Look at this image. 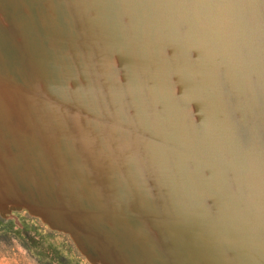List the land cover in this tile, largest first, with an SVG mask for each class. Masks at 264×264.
<instances>
[{
  "label": "rangeland",
  "instance_id": "rangeland-1",
  "mask_svg": "<svg viewBox=\"0 0 264 264\" xmlns=\"http://www.w3.org/2000/svg\"><path fill=\"white\" fill-rule=\"evenodd\" d=\"M190 1L192 4V0ZM231 1L232 15L224 20L219 37L220 40L225 38L230 42L232 39H236L240 47L236 48L231 45L233 50L225 54L218 42L209 38L211 44L207 47L210 64L202 62L195 52L198 49V44L203 42V39L200 38V27L196 24L186 25L185 8L181 5L175 6L176 32L188 36L187 40L192 41L191 47L183 48L184 44L181 43V40H172L168 34L167 29L171 26L168 16L173 13V10L163 5L165 17L163 22L162 19L160 20V30H156V27L150 25L152 23L150 19V22L148 20L143 22L145 30L143 34H140L141 37L132 34L131 30L127 37H124L129 44L130 52L136 59V64L130 67L116 50L112 48L103 50L100 41L95 44L96 41L92 39V30L89 24L91 15L88 13L91 12L84 7L86 0H72L73 17L77 19L75 25L80 33L79 37L73 33L72 22L71 26H67V33H61L67 38L65 39V51L61 55L69 57L71 63H77L78 60L75 57L72 59L70 50L71 45H79V61L82 57L84 64H81L89 70L91 77L87 76V79L93 87L96 86L95 69L92 70V67L95 66L99 73L98 87L101 85L104 93L101 95L99 88L94 89L99 104V110L96 111L89 107H83L78 100L71 98L53 97V100L51 96L47 95L46 90H42L43 88L36 82L38 80L34 72H30L36 79L32 80L33 76H30L32 85L0 76L4 79L0 80V87L9 90L20 111V120L18 114H15L16 121L10 119L11 116H7L9 113H0V163L3 164L4 159L12 157L19 149L17 140L14 138H17L18 132H36L42 145L52 155L50 159L53 171H56L55 174L60 177L62 166L54 153V142L59 137L61 130L66 132L65 128L60 127L63 119H70L72 122L78 121L80 129L83 128L82 131L84 130L85 135L87 134L86 136L90 138L87 139V145H84L93 156L91 157L92 160L94 159V165L98 171L99 177H97L100 178L97 181V183L99 182L98 187H101H99L101 190L99 192L103 197H97L98 199L92 203L84 201L82 198L84 193L79 191L78 175L71 168L70 171H65L68 178L72 180V189L70 188L66 194L70 204L66 206L64 203L61 212L67 218L71 229L61 228L48 220L45 206H30L17 188L5 186L2 179L8 177L9 173L3 166V174H0V264H216L219 262L220 264H251L250 261L252 264H258L252 254L257 250L261 251L264 257V2L259 4L257 0ZM213 3L216 4V0H213ZM184 4L189 6L188 0H185ZM48 11V15L52 16L55 10L49 6ZM1 15L3 23L11 31L15 30L12 20H7L3 13ZM59 19V17L55 18V20ZM125 22L128 23L126 19ZM43 23V21L39 22L41 27L37 30V34L42 40L52 41L53 36L59 34L60 29L58 26L55 28L52 24L42 25ZM82 29H85L86 32H83ZM158 31L161 34H158ZM77 48L76 50L79 51ZM194 53L197 59L194 57ZM87 54H92L91 61H89V56L87 59ZM61 55L51 54L50 57H53L51 61H54L55 65L62 63V61L60 62ZM114 59H116V65L123 72L122 82L119 85L120 90L113 88L115 85L111 83V76L107 75V68L112 66L111 63L114 64ZM187 59L190 60L189 63ZM217 59H219L218 62ZM182 60L185 61L183 64L189 70H181L177 67L175 62H180L179 65H181ZM37 62L41 68L45 69L44 58H37ZM137 64L139 65L138 69ZM171 65L174 68H170ZM234 66L239 67V71L247 81L244 91L240 84L233 82L231 74ZM170 70L171 75H169ZM49 72L53 74L54 71L50 69ZM226 72L230 74V78L225 74ZM218 74L220 80H218ZM158 76L162 82L161 89H157ZM114 77L112 74V79ZM116 78L118 83L119 79ZM66 85L68 86V82ZM78 87L80 89L75 90L76 94L81 91V95H90L86 91L85 84ZM225 90L229 93L227 94ZM30 92L31 94H28ZM9 93L7 92L8 95ZM25 94L28 95L25 96ZM110 95L117 98V104L111 102ZM173 95L180 106L173 99ZM232 95H235V98ZM46 97L51 98L47 99ZM91 97L92 100L95 99L92 94ZM228 97L232 101L234 111H236V106L238 108L236 112H233L235 116L237 115V119L226 114L227 106L225 105ZM237 97L238 99H236ZM28 99L29 104H27ZM19 100L26 102L25 109L22 108ZM105 101L108 103L106 104ZM163 102L166 106L163 105ZM168 104L174 108H170ZM1 107L0 102V109ZM156 107L159 112H156L158 111ZM121 108L123 109L121 110ZM79 109L80 111H78ZM116 109H118L117 112ZM151 109H154V112ZM28 113L31 117H38L42 121L39 123L40 120H37L35 124H31L26 121ZM235 121H238L240 129L245 131L244 149L235 137L236 132L232 126ZM5 122L7 123L5 124ZM94 122L96 125L92 124ZM167 122L170 123L172 130L169 137H163L162 129L164 126H168ZM153 123V126L150 125ZM152 128H155L156 132H153ZM65 135L69 136V133L66 132ZM70 135L77 152L83 156L81 157L82 162L90 165L78 138L76 139L71 131ZM119 137L126 147L122 149L121 154H116L113 149L115 145L120 146ZM148 139L157 142L149 146L147 145ZM225 142L237 145L240 155L237 153L238 156L232 157L227 153V149H224L223 152L222 147L225 148ZM131 147L138 149L141 156H144L150 178H147L148 176L145 178L146 174L138 166L140 155L135 163L138 170L136 171L135 168L136 175L129 170L128 161L131 151H133ZM214 148L220 155L227 156V160L224 157L218 158L216 165H211V171L208 169L204 173L203 168L210 167V165L204 166L207 162L206 158L199 155L202 151ZM174 153L180 155L178 159L182 164H177L178 161ZM54 163L56 165H53ZM189 163L191 165H188ZM172 170H175V177L171 176ZM142 173L145 174V181L142 179ZM89 174L91 173L89 172ZM92 177L88 179L87 193L89 197L90 190H96V183L92 182ZM147 183L149 184L147 185ZM170 185L175 199L170 194ZM61 187L60 181L56 182L58 191ZM96 192L98 194L97 190ZM152 195H155L156 200ZM75 196H80L81 202L79 198L77 202H74ZM186 197L190 200L187 201ZM104 199H108V202ZM116 204L122 208V215L117 216ZM156 205L159 207H155ZM226 210L227 212H225ZM174 212L181 216L182 226H185L186 235H184L192 237L191 241L185 243V246V241L181 240L183 237L180 242H177L178 245L172 241L168 227L162 221L163 218L174 219ZM211 216L213 217L210 218ZM201 218L202 220H200ZM191 220L195 222L197 220V222L194 225H186V222ZM186 228L194 230V232L189 234ZM215 229L219 230L218 234ZM94 232L98 235L97 242L94 241L93 244H90L81 241L82 235ZM220 233L224 236L221 237ZM74 234L79 237V240H76ZM231 240L237 244L234 245ZM222 244L226 248H223ZM233 245L235 247H232ZM239 247L240 250H238ZM247 250L253 258L246 253ZM225 252L227 253L225 254Z\"/></svg>",
  "mask_w": 264,
  "mask_h": 264
},
{
  "label": "bare ground",
  "instance_id": "bare-ground-1",
  "mask_svg": "<svg viewBox=\"0 0 264 264\" xmlns=\"http://www.w3.org/2000/svg\"><path fill=\"white\" fill-rule=\"evenodd\" d=\"M257 1L259 4H262L264 2V0H257ZM216 2L217 3L214 4L213 0H192V4H191V1L188 0L189 6H187L186 4H184L185 0H86V2H84V4H85L84 7H86V9L88 8L87 11L91 12V13H88L91 15V16H89V18H90L89 24L91 25L92 39H94L96 41L95 44H98L97 42L100 41V43H102V45H103V48H102L103 50L105 48L106 49L112 48V49L116 50L118 52V54L125 60V63L128 66L130 65V67H131L132 65L136 64V62H135L136 59H135L134 54L132 52H130L129 44H127L124 37L125 36L127 37L130 30H131V32H133L132 34H134V35L143 34L144 30H145L143 22L146 20H148L150 22V19L152 20V23L150 25L152 27H156L155 28L156 30H160L159 29V26H161L160 20L162 19V22H163V19L165 17V13L163 11V5H165L168 8L173 10V13L168 16V21L171 25L167 29L168 34L172 40H177V41L181 40V43L184 44L183 48L191 47L192 41L190 42V39L187 40V38H189L188 36L182 35V34H177V32H176V28H175L176 22L175 21H176L177 15H176L175 6L181 5V7L185 8V19L184 20H185L186 25L189 24L190 26H192V24L193 25L196 24L197 26L200 27V31H201L200 38L203 39V42L201 44H198V46H197L198 49L195 52L197 53V57H199V60H201L202 62H204V63L210 62L208 59L209 53H208V47H207L208 45L211 44V42L209 41V38L211 40H216L219 44V47L221 48V50L223 49L225 54H228L231 50H233V47L231 45H234L236 48L240 47V44L236 39H232V42H230V41L226 40L225 38L220 40V37H219L221 34V29L224 26V20L232 15L231 14L232 1L231 0H216ZM242 5H243V3H242ZM49 6H52V8L55 10L54 14H52V16L48 15L49 14V11H48ZM1 13L4 14V17L7 20H10V19L12 20L13 26L16 28L15 30L11 31L10 28H8L7 25L5 23H3ZM123 15H125V16L123 17ZM58 17L60 19L55 20V18L57 19ZM125 19L128 23L125 22ZM42 21L44 22L42 25L52 24L55 28L57 26L59 27V29H60L59 34L58 33L55 34L52 38V41L49 39L42 40V38L40 36H38L37 30L41 27L39 22H42ZM71 22L73 23V28H74L73 33L79 37V33H80L79 29L75 25V22H77V19L73 17L72 0H46V3H44V0H0V44L2 45V46L0 45V76H3L4 78H6V79L8 78L9 80H13L15 82L21 81L25 84L32 85V81L30 79V76H33L32 80H34L35 79L34 74H35V76L38 80L36 82H38L40 84V87L43 88L42 90H46V93L48 96H51L52 98L53 97L58 98V99L71 98L72 100L73 99L78 100L79 104H81L83 107H89V108H92L93 110L96 111L97 109L99 110V104L97 101V96H96L95 90H97V88H99V90H100L99 92L101 93V95L104 93L102 91L101 85H100V87H98V82H100V81H98L99 73H97L95 66H94V68L91 66L92 70L95 69L94 75H95V81H96L95 85L96 86L93 87L92 84L90 85V83L88 81L89 79H87V76L91 77L89 70L87 68L83 67L81 64V63L84 64L83 58L81 56H80L81 61H79L78 53L80 52V50H79L80 46L79 45L75 46L73 44V45H71V50H70L71 53L68 52V53H70L72 59H73V57H75V59L78 60L77 63H75V62L71 63L69 60V57H67L66 55L65 56L61 55L65 51V44H66L65 39H67L66 36H64V34H61V33H65L67 31V26H69L71 24ZM150 25H149V27H150ZM82 31L86 32L85 29L84 30L82 29ZM158 34H161L160 31H158ZM61 35H63L64 37H62ZM143 36H142V38H143ZM140 37H141V35H140ZM205 44H207V45H205ZM76 48L79 51H77ZM90 48H92V47H90ZM169 51H170V49H169ZM214 51H216V49H214ZM53 53L61 55L60 56V58H61L60 62L62 61V63H58L55 65L54 64L55 62L51 61V58L53 59V57H50V56ZM123 53H124V55L122 56ZM215 53H217V52H215ZM67 55H69V54H67ZM88 56H89V61H91L92 60L91 59L92 54H87V59H88ZM40 57L44 58L45 69L41 68V66L37 62V58H40ZM194 57L197 59L196 54ZM176 59H179V58H176ZM46 60H47V62H46ZM218 60L219 59H217V62H218ZM172 61L174 62V60H172ZM189 61L190 60L187 59L188 63H189ZM173 62H171V63L174 64ZM175 63L179 69L189 70V68H187V66L184 65L185 61L182 60L181 65H179L180 62L177 63V61H176ZM219 64H221V63L219 62ZM53 65H54V67H53ZM111 65L112 66L114 65V66L113 67L111 66L109 69L107 68V75L109 77L111 76V81H112L111 83H113L115 85V87H113V88L120 90L121 87H119V85L122 82V80H121V75L123 74L122 69L120 68L121 69L120 70L119 66L116 65V59H114V64L111 63ZM171 66L172 67H170V68H174L173 65H171ZM138 67H139V65L137 66V69H138ZM223 67L225 68V66H223ZM50 69H51V71L52 70L54 71L53 74L51 72H49ZM119 70H120V72H119ZM174 71L176 72V70H174ZM174 71H172V72H174ZM30 72H34V74H32ZM112 74L115 76L114 79H112ZM225 74L230 78V74H228L227 72ZM169 75H171V70H170ZM231 75L233 77V82L235 84H240L242 86L243 91H244L246 88L247 81H246L245 77L241 74V72L239 71L238 66L237 67L234 66L232 68V74ZM139 76H140V74H139ZM216 76H217V71H216ZM116 77H118V79H119L118 83H117ZM218 78L217 79L220 80L219 74H218ZM1 79L2 78H0V80ZM2 80H4V79H2ZM157 81H159L157 89H161L162 82H161L160 76L157 77ZM66 82H68V86L66 85ZM137 82H138V80H137ZM83 84H85V87L87 89L86 91H88L90 93V95H88V96H87V94H86V96L84 94L81 95V91H78L77 94L75 93V90L80 89L78 86H81ZM91 88H92V90H91ZM226 88H227V86H226ZM39 90H41V89H39ZM6 91L9 93L8 89H6L5 87H2V86L0 87V102L2 104V107L0 109V113H9V115L7 114V116H9V117L11 116L12 118L10 117V119H12L13 121L17 120V118H15V114H18V117L20 120V115H19L20 111L16 106L15 98L13 97V95L11 93H9V95H8ZM44 92H42V93L44 94ZM123 92H124V89H123ZM225 92H227V91L225 90ZM228 93L229 92H227V94ZM28 94H31V92ZM28 94H25V96H27ZM91 94L93 95V98H95V99L92 100ZM149 94H150V92H149ZM123 95H124V93H123ZM175 95H176V93H175ZM175 95H173V99L177 103L178 101L176 100ZM234 96L232 95V97H234ZM51 97H46V98L50 99ZM54 98H53V100H54ZM229 98L230 97L226 98V105H225V106H227V113L226 114H228V116L230 115L233 119H235L237 115L235 116L234 115L235 113H233V112H236L238 108L236 106V109H235L236 111H234L233 105L231 104L232 101ZM19 99H21V98H19ZM126 99H127V97H126ZM148 99L150 100V97H148ZM151 99H152V97H151ZM231 99H233V98H231ZM236 99H238V97ZM102 100H103V96H102ZM104 100H106V99H104ZM110 100L113 104H117V98H115L114 95H110ZM170 101H172V100H170ZM105 102H104V104H105ZM150 102H152V101L150 100ZM19 103L22 106V108L25 109L26 102L19 100ZM29 103H30V101L28 99L27 104H29ZM107 103L108 102H106V104ZM126 103H128V102L126 101ZM235 103H236V101H235ZM163 105L166 106L165 102H163ZM234 106H235V104H234ZM169 107L172 109L174 108L170 105H169ZM123 108H124V106H123ZM123 108H121V110ZM128 108H129V106H128ZM156 108L158 110V107H156ZM41 110H42V107H41ZM117 110L118 109H116V112H117ZM151 110H153V112H154V109H151ZM78 111H80V109ZM75 112H77V111H75ZM156 112H159V110ZM180 112L182 113L181 110H180ZM109 114H111V113L109 112ZM150 114H152V113H150ZM152 116H153V114H152ZM67 117H69V116L67 115ZM148 118H149V116H148ZM131 119H133V118H131ZM37 120H40V118H38V117L33 118L28 113V115L26 117V121H29L31 124H33V123L35 124V121H37ZM104 120H106V119H104ZM41 121L42 120H40L39 123ZM56 121H58V120H56ZM80 121H81V119H80ZM154 121L156 122L155 119H154ZM237 122L235 121V124L232 126L234 127V130L236 132L235 137L237 138L236 139L237 142L239 141V144L243 147L245 145V140H246V137H244L245 131L243 129L242 130L240 129V126L237 124ZM6 123L7 122H5V124ZM5 124H3V125H5ZM92 124L96 125L95 122ZM164 124H166V123H164ZM167 124H168V126H166V127L164 126L162 129L163 137L164 136L169 137V133L172 130V128L170 127V123L167 122ZM150 125L153 126L154 123L150 124ZM24 126H26V125H24ZM60 127L65 128L66 132L69 133V136H67V135H65L66 132L64 133V131L61 130L59 137L56 138V140L54 142V153H56V158L58 161H60V165L62 166L60 177L55 174L56 171L55 172L53 171V168L51 166L52 161L50 159V158H52L51 157L52 155L42 145V141L39 138V136L36 135V132H34V133H23V132L19 133L18 132L17 133V138L16 137H14V138L17 140V144H18L19 149L15 152V154L12 157L4 159L3 164L0 163V174H3L2 171H3V166H4L5 169L7 170V172L9 173L8 177H6V178L4 177L2 179L5 186H7V187L14 186L15 188H17L18 192L21 193L25 197V199L27 200L28 205H30V206H36V205L45 206L46 213H47L46 216L52 224H55L61 228L67 227V228L71 229V226L69 225L68 221L66 220L67 218H65V216L61 212L62 208L64 207V203L66 206H69V204H70V202H68L66 194H67L68 190L70 191V188L72 189V187H71L72 186V184H71L72 180L70 178H68L65 171H70V168H71L72 171L76 175H78L77 179H78V182L80 184V190L79 191L84 193L82 196L84 201L86 200L88 203H92L98 199L97 197H101V198H103V197L100 195V192H99V191H101L100 190L101 187L100 186H99L100 188L98 187L99 182L97 183V181L100 178L98 179V177H99L98 171H96V168L94 165V159L92 160L93 156L90 155V151L88 152V150H87L88 148L86 149V147H85V145H87V142H88L87 139H90V138L88 136H86L87 134L85 135L84 130L82 131V129H83L82 127H81L82 129H80V124L78 121L72 122V120H70V119H68V120L63 119V123H61ZM83 127L87 129V127H85V126H83ZM102 129H104V128H102ZM157 129H159V128H157ZM69 130L73 133V135H74V137H76V139L78 138V141L83 146L84 154L88 157L87 159H89L90 165L82 162L81 157H83V156H81V154L77 152V148L74 145L75 143L73 142V139L71 138ZM152 131L156 132V129L152 128ZM92 135H93V133H92ZM128 136H129V133H128ZM129 138H131V137H129ZM160 138H161V136H160ZM119 139H120V137H119ZM91 141H92V139H91ZM119 141H120V146L118 147V145H115L114 149H113L116 154H119V153L121 154V152H123L122 149H124L126 147V145L123 144L121 139ZM156 142L157 141H154L152 139H148L147 145L151 146L153 144H156ZM224 145H225V148L222 147L223 152H224V149H227V153L231 154L232 157H236V156L240 155V150H239V147H237V145H233V144L230 145V144H227V142H225ZM78 147H80V145ZM132 149H133V151H131V157L129 158V161H128L130 164L129 170L133 171L134 174L136 175L135 163L139 157L138 155H140V157L138 159L139 160L138 166H140L141 171L143 170L142 172H144L146 174V175L144 174L145 178H146V176H148L147 178H150L148 165L146 164V161L143 158L144 156L143 157L141 156V153L138 149L131 147V150ZM243 149H244V147H243ZM50 151H52V150H50ZM229 151H230V153H229ZM247 151H249V150H247ZM237 153H238V155H237ZM91 154H92V152H91ZM174 154L176 155V160L178 161L177 164H179V165L182 164L180 162L181 160L178 159L180 155L178 153H174ZM246 155H247V152H246L245 156ZM199 156L202 158H206L207 162L204 166L210 165V167L208 166L207 168H203L204 173L208 169H210V171H211V169H212L211 165H214L215 163H217L218 158L224 157L227 160V156H225L224 154L220 155L215 148L213 150L202 151V153H200ZM200 157H198V158H200ZM246 158H247V156H246ZM54 159H55V157H54ZM248 159H250V158H248ZM251 162H253V160H251ZM53 165H56V164L54 163ZM188 165H191V164L189 163ZM176 167H177V165H176ZM136 171H138L137 168H136ZM177 171H178V167H177L176 173H177ZM89 172L91 174H89ZM90 175L94 177V178L92 177V182H94V184L96 183L95 187H96V190L98 191L99 195L96 194L97 193L96 190H94V191L90 190V197H89L87 190L89 187L88 179H90V177H91ZM144 175L142 173V176H143L142 179L143 180H144ZM171 176L175 177V170L171 171ZM176 176H177V174H176ZM2 177L3 176L1 175V178ZM95 177H96V182H95ZM147 180H148V182H150L149 179H147ZM58 181H60V184L62 185V187H61V189H59V191H58V189H56V182H58ZM137 183H139V181H137ZM148 184L149 183H147V185ZM104 185H105V183H104ZM169 189H170V194L175 199V195H174V192L172 190L171 185H170ZM60 191H62L63 193L61 192L62 193L61 194ZM76 196L74 197V200H75L74 202H77L78 198L80 199V196H78V197H76ZM152 197H153V199L156 200V198H154L155 195H152ZM81 199H80V202H81ZM186 199H187V201L190 200V198H187V197H186ZM237 199H238V197H237ZM104 200H107V202H108V199H104ZM208 202H210V201H208ZM202 204H204V203H202ZM117 205L118 204H116L117 216L122 215L123 214V211H121L122 208L118 207ZM157 206L158 205H156L155 207H157ZM208 207H209V205H208ZM204 208H205V205H204ZM209 208H211V207H209ZM225 209H226V207H225ZM159 210H161V209H159ZM120 211H121V213H120ZM225 212H227V210ZM174 213H175L174 219L170 220L167 218H163L162 221L165 222V224L167 225L172 241L175 244H177V242H180V239L183 237V239H181V240L185 241L184 242V246H185V243L191 241L192 237H191V235L185 236L186 235L185 226H182L183 222H182L181 216L177 212H174ZM212 213H210V214H212ZM205 214H206V212H205ZM196 216H197V214H196ZM231 216H232V214H231ZM199 217H201V216H199ZM212 217L213 216H211L210 218H212ZM200 220H202V218ZM211 221H212V219H211ZM142 222H144V221H142ZM196 222H197V220H196ZM196 222L191 220L190 222H186V225H188V226L194 225ZM147 224H149V223H147ZM220 224L222 225V223H220ZM145 225H146V222H145ZM145 225H143V226L145 227ZM186 229L188 230L189 234L194 232V230H189L188 228H186ZM223 230H224V227H223ZM218 231L219 230H216V233ZM220 232H221V229H220ZM220 235H221V237L224 236V234L222 235L221 233H220ZM231 235H233V234L231 233ZM74 237L76 238V240H79V237L76 234H74ZM178 237H180V238L178 239ZM221 237H220V239H221ZM81 238H82L81 241H84V242L90 243V244H93L94 241H96V242L98 241V235L96 234V232H94L93 234L91 233V234L82 235ZM231 241L233 243V240H231ZM250 243H252V242H250ZM101 244H102V242H101ZM236 244H234V245H236ZM240 244H238V245H240ZM205 245H207V244H205ZM234 245L232 247H235ZM250 245H252V244H250ZM256 245H258V244H256ZM224 247L225 246L223 245V248ZM81 248H82V246H81ZM238 250H240V247ZM228 252H229V250H228ZM231 252H233V251H231ZM226 253L227 252H225V254ZM236 253H238V252H236ZM246 253L249 254L248 250ZM233 255H234V253H233ZM252 255L254 256V259L257 261L258 264H264V257H263V254L261 251L258 252L257 250H255V252H253ZM213 256H214V254H213ZM228 256H230V255H228ZM249 256H251V255L249 254ZM249 256H247V258H249ZM211 258L212 257L210 256V259ZM251 258H253V257L251 256ZM215 260L217 261V257ZM228 260H229V258H228ZM234 261L236 262V260H234ZM248 262H249V260H248ZM250 262L252 264V261H250ZM216 264H220V262L216 263Z\"/></svg>",
  "mask_w": 264,
  "mask_h": 264
}]
</instances>
